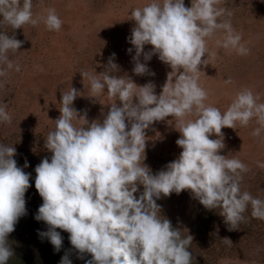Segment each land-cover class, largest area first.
<instances>
[{
	"label": "clouds",
	"instance_id": "clouds-1",
	"mask_svg": "<svg viewBox=\"0 0 264 264\" xmlns=\"http://www.w3.org/2000/svg\"><path fill=\"white\" fill-rule=\"evenodd\" d=\"M220 3L191 0V6L186 7L185 0H151L131 12L135 26L127 42L133 47L127 52L135 51L134 74L154 76L146 63L154 55L172 69L159 95L151 81L137 86L127 75L117 76L120 69L114 62L115 53L100 74H82L90 83L89 97L106 92L119 101L111 104L102 122L78 118L73 103L81 92L75 87L62 94L61 114L45 140L51 159H43L35 168V188L43 203L34 219L47 225L46 231L38 230V236L47 238L55 251L63 244L57 231L61 229L69 234L72 248L80 254L78 259L91 254L85 264H192L189 245L193 237H182L181 230L161 215L156 202L186 190L205 209H220L229 231L245 219L242 214L249 204L251 216L264 219V200L241 192V172L247 171V166L220 154L225 147L224 128L234 129L237 122L247 126L255 118L260 127L252 135L259 136L264 129V104H257L251 90H244L222 113L205 105L207 93L198 84L200 66L208 65L212 55L206 40L216 32L223 33V39L217 41L219 47L239 55L248 53L231 22H218V18L231 15L217 7ZM32 6V0H0V77L13 68L20 71L8 53L23 44L3 28L36 25L39 19L33 18ZM43 22L49 31L61 29L55 9L48 11ZM146 45L152 46L149 51H145ZM6 107L0 105V123H11ZM189 114H195L196 119L185 121ZM168 117L177 122L180 137L176 144L182 151L152 174L144 164L146 130ZM80 118L87 127L73 123ZM213 134L218 138L210 139ZM15 154V147L0 144V264H7L14 255L8 236L27 215L25 193L31 186V173L24 171L29 164L25 161L18 167ZM259 167L264 168V163ZM140 185L143 192L137 197ZM59 264H72L67 252Z\"/></svg>",
	"mask_w": 264,
	"mask_h": 264
},
{
	"label": "rangeland",
	"instance_id": "rangeland-1",
	"mask_svg": "<svg viewBox=\"0 0 264 264\" xmlns=\"http://www.w3.org/2000/svg\"><path fill=\"white\" fill-rule=\"evenodd\" d=\"M151 0H32L36 25L25 24L15 30L16 39L23 42L16 52L9 51L8 57L14 65L20 66L8 70L6 76L0 77V105H6L11 116V123H0V144L13 146L16 154L13 157L18 167L25 161L29 167L24 171L31 173L30 187L25 193L27 215L23 216L18 233L26 231L34 219L36 210L41 206L42 198L35 188V168L45 158L51 159L52 153L45 148V140L50 131L55 129V120L59 118L62 94L75 87L81 92L73 107L78 118L84 117L88 123L102 122L110 110V99L106 92L96 98L90 96V83L83 73L96 76L104 71L108 58L116 54L115 63L119 66L117 76L127 75L137 86L148 82L155 85L159 95L172 69L154 55L147 66L155 75H136L133 72L134 62L127 49L133 46L127 42L135 21L131 20V12L142 8ZM185 6H191V0H185ZM231 12L218 18V22L229 20L233 29L241 35V44L248 49L246 55L224 49L217 44L223 39L221 31L207 38L206 46L212 53L208 65L200 66L198 84L207 93L204 103L216 107L222 113L244 90H251L257 104H264V0H221L217 5ZM50 9H55L62 25L59 31H49L43 22ZM11 28L4 26L3 30ZM11 35V36H13ZM10 36V37H11ZM145 46V51L151 49ZM203 57L202 59H206ZM141 62L143 56H141ZM6 68V66H4ZM231 80L230 84L225 81ZM185 121L196 119L189 114ZM77 127H87L83 118L74 119ZM260 127L252 118L247 126L236 123L235 128L222 129L225 147L220 154L235 158L247 166L241 172V192L247 191L254 198L264 200V129L259 136H253L254 129ZM175 118L168 117L155 122L146 130V150L144 164L152 174H156L165 166L178 158L182 149L176 140L180 137ZM214 134L210 139H217ZM143 192L139 186L137 197ZM190 191L180 194L172 193L161 197L157 204L161 206V215L174 220V227L181 230V235L193 237L189 251L192 263L205 264H264V223L255 222L253 226L243 229V237L236 239L238 244L231 246L230 251H222L214 246L197 243L202 239L194 233L190 223L195 212V199ZM43 201V200H42ZM216 232L225 230L222 220L215 223ZM233 231V230H232ZM231 231V233H232ZM255 233V234H254ZM201 235V236H200ZM209 237L206 238L208 241ZM204 244V243H203ZM234 245V243H233ZM233 254L234 256H229Z\"/></svg>",
	"mask_w": 264,
	"mask_h": 264
},
{
	"label": "trees",
	"instance_id": "trees-1",
	"mask_svg": "<svg viewBox=\"0 0 264 264\" xmlns=\"http://www.w3.org/2000/svg\"><path fill=\"white\" fill-rule=\"evenodd\" d=\"M5 26L7 28H11L10 31H6V29L4 30L9 36L15 34V29H13L11 26ZM194 199L196 203V214H194L193 221L190 223V225L192 224L191 229L194 231V233H198L199 228H202V231L199 234H201L203 237L197 242L200 244L199 246H209L212 249H215L214 246H216L222 251H230L232 249L231 246H236L238 244L235 238L241 239L243 237V229H246V227L250 225L253 226L255 222L264 223V219L253 218L251 216L252 209L251 205L249 204L247 210L242 214L245 219L241 221L238 227L231 233V231H229L230 226L227 225L224 222V218L219 215L220 209L207 210L202 204H200L197 198ZM42 203L43 201L41 200V205ZM38 208L35 209L36 213ZM22 218L23 217H21L16 224L15 230L8 236V243L14 251V255L8 260L7 264H59L61 258L66 252L69 254L72 264H85L86 260L91 259V254L88 253L83 254V259H78L77 257L80 254L77 252V250L72 248L68 239L69 234L61 229H57V231H60L61 235L63 236V244L59 252L55 251L53 245L48 241L47 238H40L38 236V230H47V225L42 221H36L30 224L26 231L18 233L20 230L19 224ZM219 218L222 220L223 225L226 226L224 227L225 230H222V232L215 231L216 226L214 225ZM169 220L174 227V220L172 218H169ZM182 237H185L184 233L182 234ZM207 237H209L208 241L206 240ZM224 238L229 239L231 242L224 240ZM257 238L262 242L264 237L258 233ZM189 247H191V245H189ZM229 256L231 257L234 255L230 254ZM192 264L205 263L198 262Z\"/></svg>",
	"mask_w": 264,
	"mask_h": 264
}]
</instances>
